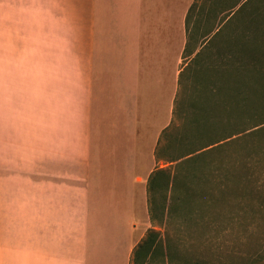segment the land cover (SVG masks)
<instances>
[{
  "label": "crops",
  "instance_id": "0c3cea01",
  "mask_svg": "<svg viewBox=\"0 0 264 264\" xmlns=\"http://www.w3.org/2000/svg\"><path fill=\"white\" fill-rule=\"evenodd\" d=\"M192 2L67 0L53 18L21 85L31 138L7 146V173L0 141V264L130 263L155 228L147 185L196 53L185 60Z\"/></svg>",
  "mask_w": 264,
  "mask_h": 264
},
{
  "label": "rangeland",
  "instance_id": "374dc122",
  "mask_svg": "<svg viewBox=\"0 0 264 264\" xmlns=\"http://www.w3.org/2000/svg\"><path fill=\"white\" fill-rule=\"evenodd\" d=\"M66 1L0 0L5 173L7 156H14L7 146L14 149L31 138V98L22 96L21 85L38 68L31 61L34 46L36 52L41 46L40 56L46 58L47 28L55 25L53 18L66 9ZM69 1L78 12V0ZM208 2L210 25L234 3L228 40L236 31L242 47L256 43L254 17L257 11L264 15V0ZM223 42V37L213 40L179 80L174 120L160 138L156 157L161 179L169 185L154 188L152 253L135 264H264V78L257 81L255 72L243 67L246 55L232 60L231 42ZM12 168L8 162L9 177Z\"/></svg>",
  "mask_w": 264,
  "mask_h": 264
},
{
  "label": "trees",
  "instance_id": "16d2710c",
  "mask_svg": "<svg viewBox=\"0 0 264 264\" xmlns=\"http://www.w3.org/2000/svg\"><path fill=\"white\" fill-rule=\"evenodd\" d=\"M209 2L208 0H193L191 6L188 9L186 19H185V26H186V44L184 49V57L185 60L189 59V57L196 51L194 56L191 60L188 61L186 67L191 62H196L199 60L201 53L208 49V46L210 43H212L213 40L219 37H223V43L229 44L231 46V57L232 60L241 59L243 55H246L247 61L244 62V66L248 71L255 72L257 81H260V77L264 78V46L260 47V39L262 35L264 34V31L262 28L264 15L263 12L257 11L256 15L254 17L255 20V26H256V33L254 34L256 37V43L253 42L252 45L247 44L246 47H242V44L240 42V39L236 33V31L232 32L234 35H231V37L227 38L226 33L228 26L230 24V15H234L235 13H232V8L234 7V3L231 4L229 8L226 10L222 9L220 10V19L218 23L210 25V13L211 8L207 5ZM249 19L252 20V13L249 14ZM225 29V30H224ZM224 30V32H223ZM236 33V34H235ZM245 33V32H244ZM239 35H242V33L238 32ZM264 37V36H263ZM262 37V39H263ZM248 39V36L245 37ZM190 66V65H189ZM185 67V68H186ZM244 68V69H245ZM168 130V129H167ZM167 130L163 132L167 133ZM162 137V136H161ZM205 147V146H203ZM156 157H158V147L155 151ZM164 171L162 170H155L150 175L148 179V200L149 204L152 202V195L154 193V188L157 190L163 186L169 185L168 181H162L161 177L163 176ZM161 179V180H160ZM150 211V209H149ZM152 220V218H151ZM153 234L149 231L147 236L144 240H142L140 243L137 244L136 248L132 252V260L131 264H135L136 261L140 259H145L147 256H149L152 253L153 248Z\"/></svg>",
  "mask_w": 264,
  "mask_h": 264
}]
</instances>
